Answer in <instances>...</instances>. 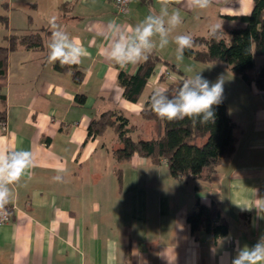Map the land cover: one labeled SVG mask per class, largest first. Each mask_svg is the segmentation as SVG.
<instances>
[{
  "label": "crops",
  "instance_id": "obj_1",
  "mask_svg": "<svg viewBox=\"0 0 264 264\" xmlns=\"http://www.w3.org/2000/svg\"><path fill=\"white\" fill-rule=\"evenodd\" d=\"M252 8L253 0H213L204 10L174 3L167 12L179 10L183 23L169 34L168 46L153 53L178 70L196 67L199 61L185 55L182 62L176 60L174 37L208 36V26L219 22L227 38L231 29L244 26L235 18ZM150 11L163 15L158 0H132L121 15L111 0L0 1V15L7 18L3 39L12 33L42 37L40 49L20 47L9 54L1 90L6 119L0 147L30 151L34 167L10 186V220L0 225V264H230L238 247H251L264 237V212L255 209L264 199V90L254 83L245 84L249 94L240 96L237 106L224 99L236 124V144L213 181L174 179L164 161L153 164L138 155L117 164L115 133L106 129L88 135L90 121L109 111L139 130L143 122L131 119L141 118L152 92L185 77L158 64L136 103L122 96L118 73L132 74L139 63L121 68L105 59L103 51L119 39L105 27L115 20L120 33L133 39L134 27ZM52 15L90 54L74 65L82 73L79 84L71 71L58 72L47 62ZM152 39L159 43V36ZM76 95H84L82 104ZM141 120L151 122L150 138L156 137L158 125ZM57 175L61 182L54 180ZM212 203L229 224L227 236L216 241L205 232L192 234L186 221L196 204Z\"/></svg>",
  "mask_w": 264,
  "mask_h": 264
},
{
  "label": "trees",
  "instance_id": "obj_2",
  "mask_svg": "<svg viewBox=\"0 0 264 264\" xmlns=\"http://www.w3.org/2000/svg\"><path fill=\"white\" fill-rule=\"evenodd\" d=\"M235 19L244 23V26L231 29L227 38L222 35V32L218 39L210 38L209 35L194 37V46L185 52V56L203 63L219 60L232 73L239 75L245 84L254 83L258 89L264 90V61L259 65L255 62V56L264 57V0H253L250 14L238 16ZM6 25V16L0 15V26ZM4 39L6 45H0V128L6 119L5 96L1 90L6 82L9 54L20 47L24 49L42 47V37L39 32L12 33ZM158 64L166 65L182 76L180 70L152 53L146 62L138 64L134 73L124 71L118 73V85L123 89L122 96L125 100L131 103L138 101ZM53 67L58 72L71 71L76 84L82 80V73L75 66L62 68L57 62ZM184 79L186 78L168 84L165 89L170 96H175ZM75 99L77 103L82 104L85 97L76 95ZM214 111V122L206 125L194 124L187 118L169 122L159 119L152 113L146 102L140 116L158 125L159 133L156 137L133 140L132 133L135 127L130 125L126 117L114 111L105 112L98 118L92 119L88 125V135L98 136L106 129H111L119 143V147L112 152L117 164H122L130 160L132 156L138 155L149 159L153 164L164 161L174 179L213 181L216 178L217 166L234 151L236 144L234 136L236 124L229 116L223 98L218 105L214 106ZM116 170L117 173L121 171L120 167ZM186 221L194 235L205 232L216 241L228 234V221L222 216L215 203L210 206L196 204L195 209L187 213Z\"/></svg>",
  "mask_w": 264,
  "mask_h": 264
},
{
  "label": "clouds",
  "instance_id": "obj_3",
  "mask_svg": "<svg viewBox=\"0 0 264 264\" xmlns=\"http://www.w3.org/2000/svg\"><path fill=\"white\" fill-rule=\"evenodd\" d=\"M182 2L186 3L187 10H204L211 6L213 0H158L163 15H153L150 11L134 27L133 39H126L120 33L121 25L115 20L109 22L105 29L113 35L119 34V39L109 49L103 51L105 59L124 68L129 64L146 62L154 51L165 49L169 44V34L183 23L179 10H174L169 15L167 9L174 3ZM164 16H167V20ZM58 19L56 15L48 19L51 36L46 45L47 62L53 65L58 62L62 68L79 65L82 58L90 54L78 38L62 30ZM221 29L222 23L210 24L209 37L218 39ZM154 36H159L158 44L153 42ZM172 43L176 45V60L182 62L185 52L194 46V37L191 33H181L174 37ZM223 85L222 77L211 82L201 73H196L182 81L175 96H170L166 89H156L148 98L147 104L152 113L161 120L173 122L187 118L194 124L206 125L215 120L214 106L222 100ZM32 167L34 164L30 151H13L0 147V213L6 212V205L11 202L13 193L10 186L19 184ZM62 179L60 175L54 177L57 182H61ZM255 209L258 214L264 212V199L257 200ZM230 264H264V237L251 247H238Z\"/></svg>",
  "mask_w": 264,
  "mask_h": 264
},
{
  "label": "rangeland",
  "instance_id": "obj_4",
  "mask_svg": "<svg viewBox=\"0 0 264 264\" xmlns=\"http://www.w3.org/2000/svg\"><path fill=\"white\" fill-rule=\"evenodd\" d=\"M3 30L4 27L0 26V45H6V42H4L5 40L1 36ZM260 61L261 56H255L256 65H258ZM195 66L196 67H193V65L187 64L184 65L180 71L184 73L185 78H188L196 73H201L211 82H215L218 78L222 77L224 80L223 99H225L226 102L230 104V106H232L231 103H234V105L237 106V99L240 98V96L246 97V95L249 94L248 91H246L248 90L246 89L247 85L245 86V83H242L240 76L232 73L231 71H226L224 67L225 65H223L221 61L217 60L210 63L198 62ZM141 122L143 123L139 130L132 134L133 140L148 139L151 137L149 134L151 130L150 127L152 125L151 122H144L137 116L131 119V123L136 125H139Z\"/></svg>",
  "mask_w": 264,
  "mask_h": 264
},
{
  "label": "built area",
  "instance_id": "obj_5",
  "mask_svg": "<svg viewBox=\"0 0 264 264\" xmlns=\"http://www.w3.org/2000/svg\"><path fill=\"white\" fill-rule=\"evenodd\" d=\"M4 1V0H0ZM114 6L115 12L118 15L126 14L129 10L132 0H111ZM168 75V73H166ZM10 220V211L6 206V212L0 213V225L8 222Z\"/></svg>",
  "mask_w": 264,
  "mask_h": 264
}]
</instances>
